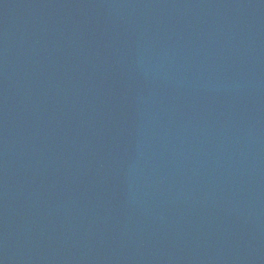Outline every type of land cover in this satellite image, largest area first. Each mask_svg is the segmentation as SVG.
<instances>
[{
    "label": "water",
    "instance_id": "obj_1",
    "mask_svg": "<svg viewBox=\"0 0 264 264\" xmlns=\"http://www.w3.org/2000/svg\"><path fill=\"white\" fill-rule=\"evenodd\" d=\"M0 264H264V0H0Z\"/></svg>",
    "mask_w": 264,
    "mask_h": 264
}]
</instances>
